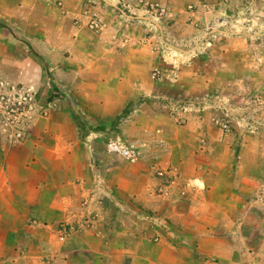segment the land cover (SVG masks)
<instances>
[{
  "label": "rangeland",
  "instance_id": "374dc122",
  "mask_svg": "<svg viewBox=\"0 0 264 264\" xmlns=\"http://www.w3.org/2000/svg\"><path fill=\"white\" fill-rule=\"evenodd\" d=\"M201 1L205 3L203 10L208 13L207 17L193 16L195 21L191 22L187 17L182 19L185 12H178L179 22L175 24L176 16L172 14L175 3L162 4L152 0H0L2 145L25 141L33 127L43 124L49 114L66 111L74 124L81 127L89 143L91 140L105 143L109 135L120 131L132 140L149 138L153 144L155 140L164 139L166 146L158 166L166 170L163 173L152 168L148 162L133 163L109 153L129 164L146 163L160 181L154 187V195H148L141 201L128 199V208L121 206L122 196L113 199L110 205L111 217L106 226L108 244L102 238V242L95 248L97 253L94 254L99 259L91 262L92 255L82 256L79 252H74L75 256H66L61 261L50 256L33 264H150L154 260L156 264H164L158 257L165 258V254H169L170 245L175 243L172 207L192 203L190 195L201 193L204 185L199 179H186L179 167L172 163L174 157L193 159V156H186V151L180 146H173L163 123L146 125L144 134L139 132L144 125L141 116L149 111V106H142V103L148 100L152 101L157 112L168 115L177 125H186L189 119H193L195 127L178 134L191 137L189 132L193 128V139L196 142L215 141L218 144L206 150L207 157L228 160L227 168H238L242 172L241 183L236 182L242 188L239 198L242 212L239 219L244 220L245 224L250 219H264V21L261 20L263 14L260 13L264 9L256 3L252 9L246 6L250 5L249 2L259 0ZM241 4L245 5V9H239ZM198 9L199 5H186L187 11ZM115 15L132 29L141 30L143 38L153 45L158 56L157 63L149 73L153 83H165L180 91L191 79L190 70L195 68L194 71L200 72L197 65L203 61H217L216 47L233 37H243L256 44L249 55L251 59L263 64L260 80L246 76L240 83L233 84L223 77L225 83L222 79H215L207 85L199 78L196 84L199 92L192 95H182L177 91L175 98H145L140 95L129 102V111H122L113 117L108 123L109 130H105L108 125L101 123L105 118L87 109L84 101L78 98L81 99V91L85 90V86L88 89L84 79L91 77L89 70L106 66L108 62V45L111 44L113 32H106L107 21L115 24ZM74 28L81 30L74 34L78 37L76 42H71L69 37L67 41L57 39L59 42H54L61 46L55 61L70 64L71 68L76 66V70L67 72H72L71 77H84L83 80L79 84H74L71 80L69 86L59 87L50 81L55 78L54 72L43 71L40 77H32L31 86L22 82L23 67L8 63L10 58L25 61V57L32 56L44 66L43 70L47 69L48 63L40 51L46 38L43 39L41 33L47 29L68 32ZM26 43L28 51L23 47L24 52L14 54L15 45L24 46ZM8 45L12 46L11 50ZM240 75L244 77L242 71ZM212 128L220 134L217 135ZM96 220H100L99 214L93 212L86 222L89 226L77 231L96 228ZM61 228L63 237L72 232L68 224Z\"/></svg>",
  "mask_w": 264,
  "mask_h": 264
},
{
  "label": "crops",
  "instance_id": "0c3cea01",
  "mask_svg": "<svg viewBox=\"0 0 264 264\" xmlns=\"http://www.w3.org/2000/svg\"><path fill=\"white\" fill-rule=\"evenodd\" d=\"M152 1L175 3L172 13L176 16L175 24L179 22L178 12H185L182 19L187 17L191 22L195 21L193 16H208L201 0ZM187 3L199 5L198 11H187ZM255 3L264 9V0L249 2L246 6L252 9ZM239 9H245V5L241 4ZM260 13L264 21V10ZM114 18L116 23L107 21L106 28V32H113L108 45V62L106 66L89 70L91 77L84 79L88 89L85 86L81 99L78 98L87 109L105 118L101 120L108 125L105 130H109L108 123L113 117L140 95L175 98V91L192 95L199 92L196 90L199 78L207 85L215 79L225 83L224 78L233 84L240 83L246 76L260 80L263 64L249 55L256 44L243 37H233L216 47L217 61H203L197 65L200 72L194 71L195 68L190 70L191 79L180 91L165 83H153L149 73L158 61L153 45L143 38L141 30L132 29L117 15ZM68 32L47 29L41 33L43 39L46 38L40 51L48 63L47 69L43 70L44 66L32 56L25 57V61L10 58L8 63L23 67L22 82L31 86V79L40 77L43 71L54 72L55 78L50 81L59 87L69 86L71 80L74 84L83 80L84 77H71L72 72H67L76 70V66L73 65V69L70 64L55 61L61 46L54 42L67 41L69 37L74 43L78 40L74 34L81 30L74 28ZM23 47L29 50L27 43L18 44L13 47L14 54L24 52ZM145 102L142 106L147 104L149 111L141 116L144 125L139 132H145L146 125L163 123L173 146H180L186 156H193V159L174 157L172 163L186 179H199L204 185L201 193L190 195L192 203L172 207L175 243L170 245L165 258L158 259L164 264H264V219H250L248 224L239 219L242 188L236 182L241 183V170L227 168L228 160L207 157L206 150L218 144L196 142L193 128L189 132L191 137L178 134L195 127L193 119L186 125H177L168 115L157 112L151 100ZM212 129L216 133V129ZM86 139L81 127L62 111L49 114L43 124L34 126L25 141L10 145L0 143V264H33L50 256L61 261L66 256H75L74 252L82 256L90 254L91 262L96 261L99 259L94 254L96 246L102 238L108 244L106 226L113 199L122 196L121 206L128 208V199L141 201L154 195V187L160 180L146 163L120 161L107 152L106 142L91 140L89 143ZM93 212L100 218L96 220V228L78 232L89 226L86 222ZM64 224L70 225L72 231L66 237L62 236Z\"/></svg>",
  "mask_w": 264,
  "mask_h": 264
},
{
  "label": "built area",
  "instance_id": "2783aa9c",
  "mask_svg": "<svg viewBox=\"0 0 264 264\" xmlns=\"http://www.w3.org/2000/svg\"><path fill=\"white\" fill-rule=\"evenodd\" d=\"M227 1L223 0V2ZM165 149L164 139L155 140L153 144V141L149 138L140 137L132 140L120 131L109 135L106 140L108 153L115 154L133 163L148 162L152 168H156L160 173L166 171L160 169V167L158 168L162 152Z\"/></svg>",
  "mask_w": 264,
  "mask_h": 264
},
{
  "label": "trees",
  "instance_id": "16d2710c",
  "mask_svg": "<svg viewBox=\"0 0 264 264\" xmlns=\"http://www.w3.org/2000/svg\"><path fill=\"white\" fill-rule=\"evenodd\" d=\"M129 110H128V105L125 107V109L123 110V113H127Z\"/></svg>",
  "mask_w": 264,
  "mask_h": 264
}]
</instances>
